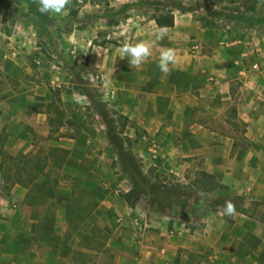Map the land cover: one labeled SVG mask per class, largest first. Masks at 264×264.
Wrapping results in <instances>:
<instances>
[{
  "label": "crops",
  "instance_id": "1",
  "mask_svg": "<svg viewBox=\"0 0 264 264\" xmlns=\"http://www.w3.org/2000/svg\"><path fill=\"white\" fill-rule=\"evenodd\" d=\"M135 1L68 0L61 15H49L64 16L68 29L48 25L50 35L64 41L67 60L86 63L98 100L113 108L107 114L111 121L117 114L126 119L123 133L145 174L188 184L206 171L218 187L187 204L181 202L184 196L171 198V204L157 201L150 188L130 205L125 194L133 184L128 172L112 163L117 157L105 146L111 142L105 115L101 139L107 150L92 169L98 179L82 189L90 190L93 201L80 199L78 204L72 191L60 215L53 211L38 217V207L51 205V186L43 199L33 194L32 201V190L39 193L32 182L24 188L16 184L14 191L22 192L18 204L10 208L0 200V264H264V29L227 19L207 26L194 17L196 10L177 7L172 8V26L159 27L136 5L125 10L126 19L118 24L106 21V3L118 8ZM89 15L95 17L83 22ZM106 27L112 30L103 31ZM157 33L163 37L159 41ZM17 38L9 36L0 48V77L11 81L0 92V131L8 132L0 149L12 145L9 152L20 150L27 160L36 142L33 136L44 126L47 136L54 133L56 139L69 141L52 147L66 149V157L79 153L81 161L83 147L93 140L85 134L88 128L79 121L73 127L63 125L64 110L55 125L53 93L36 84L28 59L30 41ZM137 42L150 44L151 56L130 67L119 49ZM165 48L175 51L177 61L168 73L156 66ZM17 84L23 87L19 94ZM68 129L81 132L63 136ZM2 151L0 175L6 176ZM223 196L231 202L241 199L234 215L225 216L223 207L200 212L201 206ZM86 206L92 210L74 221L72 208ZM99 233L103 247L90 248Z\"/></svg>",
  "mask_w": 264,
  "mask_h": 264
},
{
  "label": "rangeland",
  "instance_id": "2",
  "mask_svg": "<svg viewBox=\"0 0 264 264\" xmlns=\"http://www.w3.org/2000/svg\"><path fill=\"white\" fill-rule=\"evenodd\" d=\"M139 2V3H138ZM137 9L141 14L146 16H154L155 14L166 13L173 10L176 6L182 7L188 10H196L194 17L200 20L202 24L205 22L216 21L219 19L225 20L221 17H215L214 12L217 11H244L249 12L255 16L264 15V0H137L134 2ZM138 3V4H137ZM122 4L118 8L110 7L108 3L103 6L104 13H106V21L112 25L113 21L120 19L121 21L126 19L127 14L123 9ZM3 8V14L0 16V48L6 46L9 41V36L17 38V35H22L25 39H28L29 51L28 59L33 66L35 72V82L39 85H44L53 93L52 108L55 109V125H59L62 120V111H65L63 117V125L67 124L73 127L75 122L85 125L88 130L85 132L89 138L93 140L89 141L83 148L86 154L79 160L80 154L68 155L65 159L64 152L56 150L57 147L51 145L60 142L65 144L66 139H56V134L47 136L46 127L42 126L37 130V135L33 136L36 141L31 147L30 156L27 160L22 158L20 150L10 153V147L3 148L2 155L4 156L6 176L0 175V200H5L8 206L11 208L17 205L20 200L22 192L14 191V187L24 188L29 187L31 179L41 181L46 178L47 185L51 186V197L49 206H40L36 210L38 217L55 213L63 209L65 205V199H71L70 193H74V201L80 198L83 201H93L92 194L84 192V187L89 189L93 186L95 180L98 177L94 174L93 168L98 163L99 156L107 148L109 153H114L117 159L112 160V163L117 166L118 169H122L124 172H128V179L132 184H137L142 191L147 192L148 189H152L153 198L160 202H166L171 204V198L175 200V197H181L184 201H198L204 199L208 192L200 189V186L195 183V179L188 184H180L177 181H171L164 175H148L142 170V163L137 157L135 162L130 160L131 145L126 142L120 147L121 141H123V132H120L121 123L120 120L115 117L114 124L118 135L112 134L115 144L111 141L107 148H104L102 139V127L105 123V115L110 119L111 110L110 106H103L97 97L96 81L87 78L86 63H78L67 60L65 58V50L63 47V40H58L51 35L48 37L42 30L35 29L32 23L21 14H26L29 10L35 8L34 13L39 12L38 7L28 4L27 0H5V7ZM178 8V7H177ZM179 9V8H178ZM182 10V9H180ZM28 14V13H27ZM49 16V15H48ZM125 16V17H124ZM95 16H85V21L88 22V18H94ZM61 20L58 22V20ZM64 16L61 17H48L46 20L47 25H52L55 30H61L64 32L68 29L67 24H64ZM63 20V21H62ZM221 20V21H222ZM62 25V26H60ZM111 27H106L103 31H110ZM39 59L41 64L35 63ZM1 69V68H0ZM1 74V73H0ZM8 75V74H7ZM74 75V76H73ZM56 89L51 87L54 82ZM11 84V81L4 76L0 77V92L6 91ZM20 84H17L16 92L19 94L22 92ZM27 89H31L30 86H26ZM86 94V95H84ZM88 95V96H87ZM74 97L79 99V103L74 102ZM43 109V108H41ZM35 111H29L27 114L32 117ZM108 123H110L108 121ZM75 125V124H74ZM112 125V124H111ZM108 128V126H107ZM0 139L7 136L5 128L0 131ZM81 131L73 129L63 136L78 135ZM62 136V137H63ZM108 138V137H105ZM110 138V137H109ZM113 139V138H112ZM101 143V144H100ZM106 143V141H105ZM117 144V145H116ZM119 144V145H118ZM78 146V145H74ZM19 151V152H18ZM32 155H34L32 157ZM120 171V170H119ZM36 173V174H33ZM37 175V176H36ZM123 175V174H122ZM36 177V178H35ZM49 194V195H50ZM67 197V198H66ZM194 198V200H192ZM43 199V198H41ZM34 200V198L32 199ZM61 201V202H60ZM69 201V200H68ZM240 203L239 200H237ZM80 202H78L79 204ZM179 203V201H178ZM183 204V203H182ZM76 208V207H75ZM81 208H76L73 212L72 219L77 221L81 218ZM100 234V233H99ZM104 237L100 234L99 239L96 241H90L91 247H103Z\"/></svg>",
  "mask_w": 264,
  "mask_h": 264
},
{
  "label": "trees",
  "instance_id": "3",
  "mask_svg": "<svg viewBox=\"0 0 264 264\" xmlns=\"http://www.w3.org/2000/svg\"><path fill=\"white\" fill-rule=\"evenodd\" d=\"M27 2H28V4L34 5V7H38L37 6V0H27ZM131 5H135V3H128V4L124 5L123 9L125 10V9L129 8ZM0 7H5V0H0ZM176 7H178L179 9H182V10H186V9L179 7V6H176ZM33 10H35V8L32 10H29V12H27L28 14L27 13L21 14V16L26 18L37 29L42 30L48 37L51 38L49 28H48V25L46 22V20L49 17L48 16L49 14H41L40 12L34 13ZM213 15L215 17H221V18H224L227 20H232L235 22V24L240 25V26H258V27H261L264 29V16H255L249 12H244V11H240V10L235 12V13L231 12V11H221V12L217 11V12H214ZM153 17H154V19H155V21L159 27H166V26L174 25V13L172 12V10L167 11L166 13L155 14ZM120 21H121L120 19H116L113 22L115 24H118ZM203 24L207 25V26H211V25L215 24V21H211L208 23L204 22ZM115 114H117V113H115ZM117 119L120 120V123H121L120 132L122 133L123 127L126 125L127 121L122 115H118V114H117ZM114 121L115 120H113V121H111V119L109 120L110 129H108L109 130L108 132H109V136H110L111 141L115 144V141H114L115 136L111 137V133L115 134V135H118L119 133H117V131H116L117 128H116L115 124L113 123ZM122 138H123V141H121L120 147L125 142L127 144L131 145V141H130L129 137L124 136ZM56 150L63 151L64 152L63 158L65 159L68 151L66 149H63L60 147H57ZM129 154H130V160L132 162H135L137 160V157L133 153H129ZM47 181H46V178L42 179L41 181H37L36 179L32 178L31 179L32 185L34 188L38 189L39 193L37 196L35 191L32 190V192L28 195V198L31 196L33 198V194H34V196H36L35 197L36 199L44 198V196L47 194L46 191H44L46 189ZM195 183L197 185H199L200 189H202L205 192H212V191L216 190V188L218 187V182L216 181L214 175H212L206 171H202L199 174V176H197L195 178ZM142 193H143L142 189L137 184H134L131 187V189L125 194V199L130 205H134V203L140 199ZM228 199H229L228 196L214 198V199L210 200L206 206H201V208H199L200 212L205 214L207 212L214 211L219 207H223L225 202L228 201ZM232 199H233L232 202H233L234 206H240L239 203L237 202V200H239V201L241 200L239 197H234ZM76 200L80 201V198H77ZM181 202H184L185 204H187V202L184 200H182ZM184 203H183V205H184ZM91 210H92V208L90 206L84 207V209L81 210L82 215L85 216ZM73 211H74V209L72 208V212Z\"/></svg>",
  "mask_w": 264,
  "mask_h": 264
},
{
  "label": "clouds",
  "instance_id": "4",
  "mask_svg": "<svg viewBox=\"0 0 264 264\" xmlns=\"http://www.w3.org/2000/svg\"><path fill=\"white\" fill-rule=\"evenodd\" d=\"M68 0H37L38 11L41 14L61 15ZM162 34H156V41L161 40ZM151 56V45L145 42L124 43L119 49V57L127 58L130 67H139L145 60ZM175 51L171 48L162 49L159 53L156 66L162 73L170 72L176 64ZM74 102L79 103V99L74 97ZM225 216H232L235 213V206L231 201H226L223 206Z\"/></svg>",
  "mask_w": 264,
  "mask_h": 264
},
{
  "label": "built area",
  "instance_id": "5",
  "mask_svg": "<svg viewBox=\"0 0 264 264\" xmlns=\"http://www.w3.org/2000/svg\"><path fill=\"white\" fill-rule=\"evenodd\" d=\"M35 63H37V64H41V61H40L39 59H37V60L35 61ZM252 67H253V69H257V68H258V65H257V64H253Z\"/></svg>",
  "mask_w": 264,
  "mask_h": 264
}]
</instances>
